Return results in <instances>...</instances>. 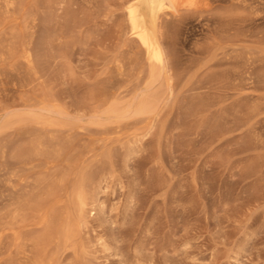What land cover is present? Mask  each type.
Masks as SVG:
<instances>
[{
    "label": "rangeland",
    "instance_id": "374dc122",
    "mask_svg": "<svg viewBox=\"0 0 264 264\" xmlns=\"http://www.w3.org/2000/svg\"><path fill=\"white\" fill-rule=\"evenodd\" d=\"M129 1L0 0V264H264V0L165 13L154 80Z\"/></svg>",
    "mask_w": 264,
    "mask_h": 264
},
{
    "label": "bare ground",
    "instance_id": "6f19581e",
    "mask_svg": "<svg viewBox=\"0 0 264 264\" xmlns=\"http://www.w3.org/2000/svg\"><path fill=\"white\" fill-rule=\"evenodd\" d=\"M5 6H9V0H4ZM15 2V1H14ZM22 2V1H21ZM206 0H131L127 3L125 7L124 18L126 22V32L124 36H127L128 39L135 43L137 50L140 51L143 55L144 64L147 68V74L149 79L154 80L157 77H160L164 68H165V53L162 46V38L160 39V18L165 13H170L173 17H180V14H189V15H199L203 12L209 10V3ZM19 3V2H18ZM15 4V3H14ZM20 4V3H19ZM89 5V4H88ZM17 6V5H16ZM22 6V5H21ZM123 6V5H122ZM10 8V7H9ZM8 8V10H10ZM13 8V7H12ZM21 8V7H20ZM84 8V7H83ZM4 10V9H3ZM6 10V8H5ZM14 10V9H13ZM16 10V9H15ZM15 12V11H14ZM13 12V13H14ZM17 12V10H16ZM5 13V12H4ZM12 13V12H11ZM18 13V12H17ZM30 14V13H29ZM11 15V14H10ZM28 16V15H27ZM170 16V15H169ZM14 20V19H13ZM30 22V21H29ZM22 23V22H21ZM31 23V22H30ZM163 23V22H162ZM162 25V24H161ZM35 26V25H33ZM15 28V27H14ZM33 28V27H32ZM119 36V35H118ZM123 38V37H122ZM162 42V43H161ZM3 45V44H2ZM4 46V45H3ZM10 47V46H9ZM27 47V46H26ZM11 50V49H10ZM29 50V49H28ZM6 52V51H5ZM12 52V51H11ZM25 52V51H24ZM119 54V53H118ZM130 54V53H129ZM25 55V54H24ZM120 55V54H119ZM10 56V55H9ZM22 56V55H21ZM33 56V55H32ZM122 58V57H121ZM168 58V57H167ZM12 59V58H11ZM29 59L27 54L26 60ZM136 59V57H135ZM33 60V58H32ZM17 61V60H16ZM28 61V60H27ZM30 61V59H29ZM118 61H120L118 59ZM129 61V59H128ZM168 61V60H167ZM127 63V62H126ZM131 63V62H130ZM168 63V62H167ZM30 64V63H29ZM28 64V65H29ZM120 64V63H119ZM133 64V63H132ZM25 65V64H24ZM36 65V64H35ZM169 65V64H168ZM16 66V65H15ZM108 66V65H107ZM116 66V65H115ZM114 66V67H115ZM144 68V66H143ZM117 69L120 70V67L117 66ZM112 70V69H111ZM144 70V69H143ZM121 71V70H120ZM146 71V70H145ZM111 72V71H110ZM130 73V72H129ZM142 73V72H140ZM168 73V72H167ZM128 74V73H127ZM21 75V74H19ZM39 76V75H38ZM132 77V76H131ZM141 77V76H140ZM111 78V77H109ZM121 78V77H120ZM146 79V78H145ZM28 80V79H27ZM150 80V81H151ZM161 80V79H160ZM24 82V81H23ZM138 82V81H136ZM154 82V81H153ZM21 83V82H20ZM35 83V82H34ZM162 83V82H161ZM22 84V83H21ZM151 84V83H150ZM108 85V84H107ZM153 85V84H152ZM155 85V84H154ZM21 86V85H20ZM23 87V86H22ZM148 87V86H147ZM146 87V88H147ZM21 88V87H20ZM116 90V89H115ZM155 90V89H154ZM161 90V89H160ZM100 91V90H99ZM172 91V90H171ZM101 92V91H100ZM104 92V91H103ZM114 93V92H113ZM152 93V92H151ZM93 94V93H92ZM156 94V92H155ZM154 95V94H153ZM155 96V95H154ZM152 97V96H151ZM109 98V97H108ZM138 98H140L138 96ZM92 99V98H91ZM101 99V98H100ZM148 100V99H147ZM146 100V101H147ZM87 101V100H86ZM144 101V100H143ZM89 102V101H87ZM147 103H150L149 101ZM142 104V103H141ZM123 105V104H122ZM155 105V104H154ZM146 107V106H145ZM88 110V109H87ZM108 110V109H107ZM108 112V111H107ZM31 131V130H30ZM36 132V131H35ZM38 132V131H37ZM54 140V139H53ZM34 141V140H33ZM36 141V140H35ZM38 145V144H37ZM26 147V146H25ZM38 147V146H36ZM49 147V146H48ZM26 149V148H25ZM31 149V148H30ZM39 149V148H38ZM23 151V150H22ZM38 154V153H37ZM25 159V158H24ZM42 168V167H41ZM50 173V172H49ZM53 177V176H52ZM55 179V178H54ZM61 179L59 178V181ZM63 180V179H62ZM49 181V180H47ZM28 183V181H27ZM56 183V182H55ZM53 184V183H52ZM57 185V183H56ZM60 186V185H59ZM24 187V186H23ZM62 187V185H61ZM76 187V186H75ZM83 187V186H82ZM64 190V189H62ZM19 191V190H18ZM75 197V206L76 209L83 207V200L79 195V192H76ZM83 194V193H82ZM15 197V195H14ZM17 199V198H16ZM18 200V199H17ZM30 200H27V202ZM39 201V200H38ZM7 202V201H6ZM25 202V201H24ZM23 202V203H24ZM3 203V202H2ZM9 203V201H8ZM42 203V202H41ZM10 204V203H9ZM18 204V203H17ZM8 206V205H7ZM23 206V205H22ZM15 207V206H14ZM10 208V207H9ZM40 209V208H39ZM59 209V208H58ZM58 212V211H57ZM21 208L17 205L12 210L8 211L6 215L3 216L1 225L7 227H12L17 224L21 217ZM29 213V212H28ZM1 214V213H0ZM36 214V213H35ZM58 214V213H57ZM55 215V214H54ZM59 216V215H58ZM28 217V216H27ZM2 218V217H1ZM35 220V219H34ZM20 223V222H19ZM70 223V222H69ZM23 224V223H22ZM49 224V223H48ZM57 224V222H56ZM3 226V228H4ZM57 227V226H55ZM8 228V230H9ZM48 228V227H47ZM12 229V228H11ZM55 229V228H54ZM44 230V229H43ZM36 231V230H35ZM28 233V232H27ZM39 233V232H38ZM43 233V232H42ZM70 233V232H69ZM27 235V234H26ZM60 236V235H59ZM16 237V236H15ZM37 237V236H36ZM44 237V236H43ZM51 238V237H50ZM33 239V237H32ZM54 239V238H53ZM32 241V240H31ZM35 241V240H34ZM3 242V241H2ZM1 242V243H2ZM13 242V241H12ZM26 243V242H25ZM47 243V242H46ZM24 245V244H23ZM26 245V244H25ZM37 245V244H36ZM6 247V246H5ZM26 247V246H25ZM57 247V246H56ZM30 248V247H29ZM35 248V245H34ZM33 248V252L34 249ZM24 249V248H23ZM22 249V250H23ZM4 251V249H2ZM27 252V250H25ZM24 251V252H25ZM30 251V250H28ZM23 254L25 255V253ZM17 253V252H16ZM19 253V252H18ZM27 252L26 254H28ZM30 252L29 254H31ZM37 253V252H36ZM20 255L22 253H19ZM18 254V255H19ZM17 255V256H18ZM26 257H30L27 255ZM25 258V257H23ZM30 259V258H28ZM32 259V258H31ZM19 261V260H18ZM23 261V260H22ZM27 261V259L25 260ZM30 262V260H28ZM46 261V260H45ZM17 262V260H14ZM3 263V262H2ZM18 263V262H17ZM18 264H25L23 262ZM27 264V263H26Z\"/></svg>",
    "mask_w": 264,
    "mask_h": 264
}]
</instances>
